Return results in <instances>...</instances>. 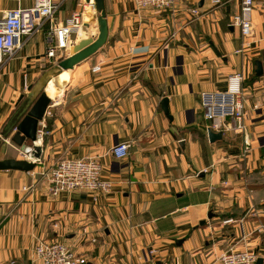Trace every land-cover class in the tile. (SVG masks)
Returning a JSON list of instances; mask_svg holds the SVG:
<instances>
[{
  "label": "crops",
  "instance_id": "obj_1",
  "mask_svg": "<svg viewBox=\"0 0 264 264\" xmlns=\"http://www.w3.org/2000/svg\"><path fill=\"white\" fill-rule=\"evenodd\" d=\"M55 1L53 26L78 11L84 25L56 61L45 57V24L0 67V133L31 85L98 36L86 0ZM33 5L0 0V18ZM105 7L107 43L65 71L62 89L47 88L61 98L39 126L40 164L0 171V264H36L39 240L71 245L86 264H221L230 248L255 251L264 264V0H253L254 34L245 39L232 26L240 0H179L176 11H138L134 0ZM235 73L244 76L246 127L212 143L201 93L226 91ZM119 143L131 145L127 159L112 156ZM8 158L29 161L11 138L0 148V161ZM66 158L98 159L111 193L51 196L42 174ZM146 250L155 255L144 259Z\"/></svg>",
  "mask_w": 264,
  "mask_h": 264
},
{
  "label": "built area",
  "instance_id": "obj_2",
  "mask_svg": "<svg viewBox=\"0 0 264 264\" xmlns=\"http://www.w3.org/2000/svg\"><path fill=\"white\" fill-rule=\"evenodd\" d=\"M138 11L146 9L176 11L179 0H134ZM220 4L222 0H214ZM92 3V2H91ZM240 13L235 15L232 26L239 28L242 37L251 38L254 27L251 19L253 0H240ZM84 5H86L84 3ZM92 7L95 8L94 2ZM85 6H83L84 9ZM59 8L55 0H34L30 8L18 7L6 10L0 18V67L6 61L13 58L16 52L22 48L24 38L33 35L37 29L45 24L49 25L48 47L45 57L56 61L69 53L73 43V36L78 34L85 22L83 12L74 13L64 24L53 26ZM193 16H198V9H192ZM238 51L237 53H240ZM100 71V67L94 68ZM244 76L243 73H235L228 78V89L224 92H202L201 105L204 118L210 122V129L218 133H227L231 130L243 132L248 114L244 106ZM56 100L51 99L44 119L52 116V109L56 107ZM44 119L39 126L44 123ZM38 141L42 139L44 132L38 129ZM37 141V142H38ZM36 143L27 147L22 153L29 161L40 164V160L31 157ZM131 145L119 143L111 149L112 156L117 160H124L130 156ZM47 190L53 197L63 193L78 192L80 194H109L113 189V183L105 180L102 175V165L95 158H66L60 160L54 166L42 174ZM32 186L24 188L30 192ZM233 219L226 220L224 224H232ZM56 226V225H55ZM155 255L154 250H146L143 257L150 258ZM259 256L252 250H235L230 248L220 257L221 264H258ZM36 264H86L87 261L80 257L75 249L60 240H39L35 247Z\"/></svg>",
  "mask_w": 264,
  "mask_h": 264
},
{
  "label": "water",
  "instance_id": "obj_3",
  "mask_svg": "<svg viewBox=\"0 0 264 264\" xmlns=\"http://www.w3.org/2000/svg\"><path fill=\"white\" fill-rule=\"evenodd\" d=\"M94 2L96 12L92 15V21L97 22L98 36L95 40H88L87 43L78 49H74L72 55L60 61L56 68L46 72L41 79L28 88L26 94H22L17 104V110L4 126L0 133V148L11 138L21 151L25 153L27 143L34 145L38 141V129L40 122L43 121L46 110L51 104V98L47 94L49 83L59 77L64 71H71L82 62L90 59L107 43L109 36L108 23L106 18L105 0H86L87 4ZM99 14V16H98ZM257 76H263V67L260 62H257ZM162 107L169 115L168 101L165 99L162 102ZM209 140L213 143L223 138L221 133H215L212 130L208 131ZM41 149L38 146L34 147L31 154L32 159L37 160L40 156ZM37 164L27 160H16L8 158L0 161V171H20L24 173L33 172ZM201 224H204L202 222ZM258 264H263L260 259Z\"/></svg>",
  "mask_w": 264,
  "mask_h": 264
},
{
  "label": "bare ground",
  "instance_id": "obj_4",
  "mask_svg": "<svg viewBox=\"0 0 264 264\" xmlns=\"http://www.w3.org/2000/svg\"><path fill=\"white\" fill-rule=\"evenodd\" d=\"M92 3H93V1H92ZM91 3V4H92ZM90 13V12H89ZM88 18L86 19V21H88L89 20V14H85ZM83 16H84V14H83ZM64 73H65V71L59 76V77H57V78H55V79H53L50 83H49V85L48 86H50L51 85V83L54 81L55 83H56V85L60 88V89H62L63 88V84L61 83V80H62V77H63V75H64ZM54 85V84H53ZM48 88V87H47ZM47 91V94H49L48 93V90H46ZM57 93V89H56V91H55V93H54V95L53 96H51V95H48L51 99H53V100H56V99H60L61 98V95L60 94H56Z\"/></svg>",
  "mask_w": 264,
  "mask_h": 264
},
{
  "label": "rangeland",
  "instance_id": "obj_5",
  "mask_svg": "<svg viewBox=\"0 0 264 264\" xmlns=\"http://www.w3.org/2000/svg\"><path fill=\"white\" fill-rule=\"evenodd\" d=\"M199 11H200V10H199ZM56 89H57V93H56V94H60V92H59L60 90H59L57 87H56ZM49 93H50L51 96L54 95V93H52V92H49ZM48 95H49V94H48Z\"/></svg>",
  "mask_w": 264,
  "mask_h": 264
}]
</instances>
